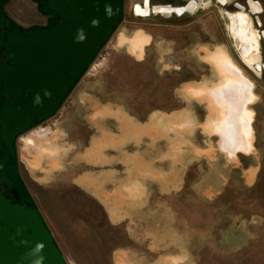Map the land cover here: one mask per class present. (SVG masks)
<instances>
[{
  "label": "rangeland",
  "instance_id": "374dc122",
  "mask_svg": "<svg viewBox=\"0 0 264 264\" xmlns=\"http://www.w3.org/2000/svg\"><path fill=\"white\" fill-rule=\"evenodd\" d=\"M194 1L143 16L134 8L145 0H124L57 111L16 139L18 175L66 264H264V0ZM0 6L15 30L49 18L37 0ZM232 13L237 42L255 37L246 61ZM138 32L149 38L139 59L118 45ZM217 51L245 85L238 120L249 118V152L223 151L198 101L227 76L209 60Z\"/></svg>",
  "mask_w": 264,
  "mask_h": 264
},
{
  "label": "water",
  "instance_id": "95a60500",
  "mask_svg": "<svg viewBox=\"0 0 264 264\" xmlns=\"http://www.w3.org/2000/svg\"><path fill=\"white\" fill-rule=\"evenodd\" d=\"M105 5L104 13L94 16L91 12H83L84 17L77 21L68 14H62L60 22L49 32L36 31L26 37L11 38L17 61L12 72L11 90L15 87L35 90V97L25 100L27 107L16 114L15 122L24 117L42 121L55 111L90 65L101 43L106 40L107 32L121 14L120 0H106ZM68 10L73 11V8ZM64 77L68 78L67 81L63 80ZM25 82L27 86H22ZM59 90L61 94H57ZM9 131L14 137L16 132L6 129L3 141L13 156V140L9 138ZM3 167L1 162L0 180L11 187ZM11 192L18 200L15 190ZM0 264H66L37 209L25 204H12L1 193Z\"/></svg>",
  "mask_w": 264,
  "mask_h": 264
},
{
  "label": "bare ground",
  "instance_id": "6f19581e",
  "mask_svg": "<svg viewBox=\"0 0 264 264\" xmlns=\"http://www.w3.org/2000/svg\"><path fill=\"white\" fill-rule=\"evenodd\" d=\"M197 5L198 4H196L195 6ZM150 9L151 8L148 6V3H146L144 4V6L137 5L134 8V12L138 15L146 16L149 13ZM188 10L191 11L192 9L189 8ZM182 11L183 9L181 8L170 9L163 6L161 7L156 6L153 8V12L162 13L164 15H168L171 12H176L179 14ZM239 13L245 14L244 12H239ZM228 17H229V24L227 25V28L232 36L234 46L238 51L240 57L246 61L247 58L245 59V57H248V55L254 52L253 41L255 40V37L250 32H244V34H242V38L240 39L239 37L240 42L238 43L236 35H234L233 33V32L236 33V31L233 29L235 24L233 13L228 14ZM245 19L247 20V18ZM247 28H248L247 23L245 22L243 24L241 23L240 26L241 31L242 30L246 31ZM148 42H149V38L146 37L141 32L135 33L133 38L129 41H127V39L124 38L123 36H120L118 38V45H123L127 43L128 52L138 59L142 57L143 47L147 45ZM208 56L212 65H214L219 72H223L224 75L227 76L223 77L221 75L223 79L219 83H217L214 87H212V89H209L210 91L207 90V91L199 92L198 101L206 104V109L208 110V119L211 120V124H212L211 125L212 127L210 126L211 131L213 132V134L215 133L216 135L219 136L220 146L222 150L227 152L229 155H233L237 151L249 152L251 149V136H250L251 131L249 129V118L242 117L241 121L238 120V115L241 114V111H243V107H244L243 105L245 104V101L248 98L246 96V93H244L245 85L243 84L242 81H240L241 79L236 76L237 71L233 68V66L228 65V63L230 62L226 58L224 53L217 51L215 54L212 55L208 54ZM256 69L259 70L258 67H256ZM199 90H203V89H199ZM38 164H39L38 157L36 158L34 157L33 161L30 162V165L32 167H37ZM44 173L46 172L44 171ZM253 174L254 171L249 173V180L252 178Z\"/></svg>",
  "mask_w": 264,
  "mask_h": 264
},
{
  "label": "flooded vegetation",
  "instance_id": "af4514ba",
  "mask_svg": "<svg viewBox=\"0 0 264 264\" xmlns=\"http://www.w3.org/2000/svg\"><path fill=\"white\" fill-rule=\"evenodd\" d=\"M120 1L121 14L113 25L112 29L107 32V38L103 43H101V46L104 45V43L108 40V38L111 36L113 31L117 27L118 23L122 20L124 0ZM150 1L151 0H147L148 6L153 7L150 5ZM50 2L52 4V7L50 6ZM43 4L45 9L48 10V13L46 14H48L49 16V18H47V24L43 26L20 28L22 32L11 33L10 29L7 28L6 24L0 17V163H3V169L5 170L7 178L11 183V187H8L5 182H2L0 180V193L5 200L11 202L12 204H25L26 206L27 204L25 198L22 197V195L15 188L14 183L9 177L8 171V167L10 165L9 160L14 159L15 161H17L15 146L16 139L21 134L27 132L31 128L50 118L57 111V109L59 108V106L75 84L71 86V88L63 97V99L58 103L57 107L55 108V111L46 119L42 121H37L32 117H24L23 119H20L15 122L14 120L16 118V114L20 112L22 108L27 107V103L25 102V100L35 97V90H22L19 87H15L14 90H11L13 86L12 79L14 78L12 72L17 63L16 50L11 44V38L13 36L26 37L36 31L49 32L55 25L60 22L62 14H68L71 19L77 21L83 18L84 13L86 12H91L94 16L95 14H101L106 12V0H43ZM69 8H73V11L68 10ZM67 79V77L63 78L64 81H67ZM22 86H27V83H23ZM61 93L62 92L60 90L57 91V94ZM25 126H27V128H25ZM6 129H10L13 130V132H16L13 138L11 137V132L9 131L8 133L9 138L13 140V156L11 155L3 141V134L5 133ZM12 190H15L17 196L19 197L18 200L15 199L14 195L11 192Z\"/></svg>",
  "mask_w": 264,
  "mask_h": 264
},
{
  "label": "trees",
  "instance_id": "16d2710c",
  "mask_svg": "<svg viewBox=\"0 0 264 264\" xmlns=\"http://www.w3.org/2000/svg\"><path fill=\"white\" fill-rule=\"evenodd\" d=\"M37 2L39 3L40 8L44 9L46 13H48V10L45 9L44 4H43V0H37ZM1 7V6H0ZM0 17L2 18L3 22L6 24L7 28L10 29V32L12 33H17V32H22V30L20 28H18L19 30H15L11 25L12 23L9 21V19L4 15V13L2 12L1 8H0ZM10 161V165L8 167V171H9V177L11 179V181L14 183L15 188L17 189V191L22 195V197L25 198L26 200V204L28 207L30 208H35V206L32 204L31 201H29L28 198V194L25 190V188L23 187V184L21 182V179L18 175L17 172V161H15L14 159L9 160Z\"/></svg>",
  "mask_w": 264,
  "mask_h": 264
},
{
  "label": "crops",
  "instance_id": "0c3cea01",
  "mask_svg": "<svg viewBox=\"0 0 264 264\" xmlns=\"http://www.w3.org/2000/svg\"><path fill=\"white\" fill-rule=\"evenodd\" d=\"M161 2V1H160ZM146 3H148L147 2V0H145V2H144V4H146ZM163 5H167V4H165V3H162ZM197 4V2L196 1H191V3L186 7V10H188L189 8L190 9H193L194 8V6ZM37 5V4H36ZM169 5V7L167 6H163V7H166V8H172L171 6L172 5H170V4H168ZM153 7H156V5H154ZM159 7H161V6H159ZM250 7H251V10L252 11H258L259 10V7H258V5L257 4H254V3H251L250 4ZM39 9V8H38ZM171 13H173V12H171ZM33 26V25H32ZM32 26H29V27H32ZM38 26H43L42 24L41 25H38ZM22 28H26V26H24V25H22ZM27 28H28V26H27Z\"/></svg>",
  "mask_w": 264,
  "mask_h": 264
}]
</instances>
